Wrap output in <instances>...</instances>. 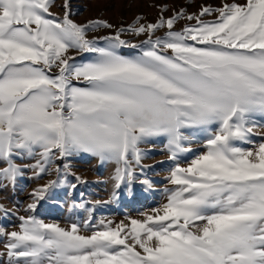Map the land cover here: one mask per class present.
<instances>
[{
    "label": "snow or ice",
    "instance_id": "snow-or-ice-1",
    "mask_svg": "<svg viewBox=\"0 0 264 264\" xmlns=\"http://www.w3.org/2000/svg\"><path fill=\"white\" fill-rule=\"evenodd\" d=\"M52 2L0 0V191L26 170L55 172L30 193L32 213L51 189L76 187L70 158L81 154L115 164L114 198L136 183L151 190L141 145L159 139L176 162L166 177L173 187L142 219L101 220L90 235L77 223L20 216L18 230L0 226V264H264V132H255L264 128V0L147 24L137 16L127 27L77 23L68 0L62 17ZM181 18L196 23L174 31ZM100 29L114 31L89 37ZM125 33L147 39L130 43ZM198 133L205 150L181 167Z\"/></svg>",
    "mask_w": 264,
    "mask_h": 264
},
{
    "label": "rangeland",
    "instance_id": "rangeland-1",
    "mask_svg": "<svg viewBox=\"0 0 264 264\" xmlns=\"http://www.w3.org/2000/svg\"><path fill=\"white\" fill-rule=\"evenodd\" d=\"M65 0H53L50 11L62 17L64 13ZM223 2L239 4L245 0H68L71 19L77 23H85L89 19H105L116 27L121 25L127 27L135 17L141 16L144 19L141 23H154L160 15L165 18L180 12L183 9L185 16L198 14L203 6L218 8ZM167 5V11L161 13L159 6ZM216 13L202 17L204 20H214ZM195 20L186 18L178 19L174 25V31H180L187 25H194ZM114 30L100 29L95 33H89V37L106 36ZM167 29L158 30L155 35L163 36ZM123 39L130 43L140 44L147 39L146 35L134 36L130 33L122 35ZM103 41H100L101 46ZM120 53L125 56L135 55L136 50L122 48ZM76 55L75 53H70ZM170 54V53H169ZM89 55L76 56V63L89 59ZM255 132H264V128H256ZM256 144L262 142L259 135H253ZM205 135L198 133L195 142L190 147L192 151L181 153L178 162L181 167H187L191 159L202 154L204 149ZM243 147H253L251 144ZM141 147L147 152L142 163L145 166L143 177H147L153 183L151 190L139 183L133 185L131 191L122 187L118 198L112 196L113 182L112 175L115 168L113 163H101L98 159L86 154H81L70 158L71 171L79 176V181L74 176H69L68 180L76 184L74 189L67 186H58L50 190L46 198L39 202L37 209L29 213L26 205L31 202L30 193L33 189L55 180V172L35 177L32 170H26L21 178L16 182L15 187L0 191V205L7 210H11L14 215L5 216L0 212V226L7 231L18 230L21 223L20 216L34 215L36 218L46 223H57L61 227L70 228L72 223H77L81 228V234L90 235L93 230L100 229V221H112L113 225L130 218L142 219L141 213H150L151 209L157 208L166 202L167 189L173 186L168 183L166 177L169 169L174 166L175 161L169 160V152L166 141L159 139L151 144H143ZM32 161H28L31 163ZM61 168H63V162ZM139 174V173H138ZM100 203L97 204L96 202ZM91 210V211H89ZM89 220L95 225V229H84V221ZM3 243L0 242V252H3ZM6 259V257H3Z\"/></svg>",
    "mask_w": 264,
    "mask_h": 264
}]
</instances>
